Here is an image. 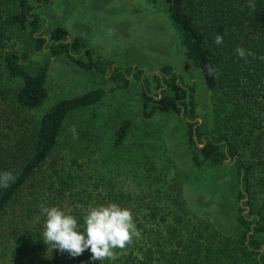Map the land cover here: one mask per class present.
<instances>
[{
    "label": "trees",
    "instance_id": "trees-1",
    "mask_svg": "<svg viewBox=\"0 0 264 264\" xmlns=\"http://www.w3.org/2000/svg\"><path fill=\"white\" fill-rule=\"evenodd\" d=\"M46 1L37 0L35 6L29 0H0V173L10 172L14 177L7 187H0V264H98L90 259L88 250L73 257L48 248L39 236L43 222L39 206L55 205L82 217L90 205L97 204L99 194L89 189L97 171L91 165L97 151L90 146L95 137L80 126L74 128V134L69 123L77 112L98 104L109 91L99 87L61 98L38 119L28 112L42 107L48 98L46 81L52 57L64 55L85 70L94 68L108 74L121 89L127 87L131 69L121 72L110 64L104 66L99 57L93 60L83 40H69L64 28H53L48 38L43 36V18L35 9ZM146 1L167 14L185 59L201 70L212 92L213 126L196 120L194 86L185 84L168 65L153 76L160 88L158 98L151 94L143 70L136 68L144 117L150 118L156 110L181 116L187 126L192 164L197 168L232 165L239 185L237 238L224 248L193 246L187 249L186 258L176 254L175 261L264 264V215L250 219V189L258 182L264 189V180H259L264 177V0ZM218 34L223 37L221 45L214 42ZM17 38L27 47L34 44L36 50L48 53L33 72L25 63L27 50L15 48ZM237 47L245 49L246 59L238 57ZM80 54L86 62L77 59ZM209 66L215 69L214 75L208 74ZM130 128L128 119L117 124L112 143L105 148L109 158L117 156ZM122 195L109 190L101 197L122 203ZM246 207L249 211L244 213ZM130 245L115 250L124 259L102 264H165L152 248L145 249L137 240ZM174 257L168 258L170 264Z\"/></svg>",
    "mask_w": 264,
    "mask_h": 264
},
{
    "label": "rangeland",
    "instance_id": "rangeland-1",
    "mask_svg": "<svg viewBox=\"0 0 264 264\" xmlns=\"http://www.w3.org/2000/svg\"><path fill=\"white\" fill-rule=\"evenodd\" d=\"M29 1L36 6L37 0ZM35 12L43 18L46 38L53 28H64L69 40H83L93 60L99 57L104 66L110 64L121 72L131 69L128 85L121 89L108 74L94 68L85 70L64 55L52 57L46 81L48 98L42 107L28 112L38 119L61 98L99 87L109 91L101 102L77 112L69 123V128L80 126L95 137L90 146L97 151L91 165L97 171L92 174L89 189L99 194L96 205L115 202L131 209L140 227L132 241L155 250L165 264H170L168 258L176 254L186 258L187 249L193 246L229 247L240 233L235 222L239 185L232 165L195 167L190 160L185 120L157 110L146 118L142 112L137 69L143 70L151 94L158 98L160 88L153 76L168 65L185 84L194 86L196 120L213 126L212 92L201 70L185 59L167 14L146 0H47ZM15 44L17 50L29 53L25 63L31 72L48 55L47 51L36 50L34 44L27 47L21 38ZM77 59L87 61L82 54ZM125 119L131 121L129 135L117 156L109 158L105 148L112 143L117 124ZM262 144L264 157V140ZM109 190L123 194L122 203L112 198L106 202L101 197ZM250 192L252 220L264 215L262 183L251 187ZM116 257L124 259L120 254ZM172 263L178 264L175 257Z\"/></svg>",
    "mask_w": 264,
    "mask_h": 264
},
{
    "label": "clouds",
    "instance_id": "clouds-1",
    "mask_svg": "<svg viewBox=\"0 0 264 264\" xmlns=\"http://www.w3.org/2000/svg\"><path fill=\"white\" fill-rule=\"evenodd\" d=\"M215 44L221 45L223 37L216 35ZM236 54L246 59L243 47H237ZM208 74L214 75L215 69L208 67ZM75 134V129H72ZM14 177L10 172L0 173V187H7ZM40 216L43 217L42 231L39 236L43 242L59 252H67L75 257L85 250L91 253L92 261L102 264L103 261H115L116 249H125L138 229L131 209L118 203L90 205L82 217L66 212L61 207L41 204Z\"/></svg>",
    "mask_w": 264,
    "mask_h": 264
},
{
    "label": "water",
    "instance_id": "water-1",
    "mask_svg": "<svg viewBox=\"0 0 264 264\" xmlns=\"http://www.w3.org/2000/svg\"><path fill=\"white\" fill-rule=\"evenodd\" d=\"M240 202H242V200H241ZM247 209H248V208L246 207V210H245V212L247 211Z\"/></svg>",
    "mask_w": 264,
    "mask_h": 264
}]
</instances>
